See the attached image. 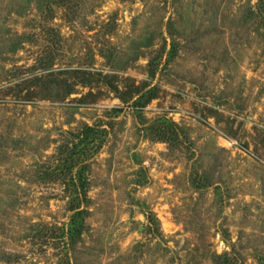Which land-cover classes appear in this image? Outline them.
Wrapping results in <instances>:
<instances>
[{"label": "rangeland", "instance_id": "obj_1", "mask_svg": "<svg viewBox=\"0 0 264 264\" xmlns=\"http://www.w3.org/2000/svg\"><path fill=\"white\" fill-rule=\"evenodd\" d=\"M0 264H264V0H0Z\"/></svg>", "mask_w": 264, "mask_h": 264}, {"label": "trees", "instance_id": "obj_2", "mask_svg": "<svg viewBox=\"0 0 264 264\" xmlns=\"http://www.w3.org/2000/svg\"><path fill=\"white\" fill-rule=\"evenodd\" d=\"M146 94L147 96L143 104H145L154 97V94L152 93L151 90L147 91ZM99 132H100L99 128L85 125L81 130V135H80L82 148L84 149L85 146H87L93 140H95ZM164 135L165 132L163 135H161L160 138H163ZM72 153L75 154L76 151H72ZM69 167L71 168V165ZM71 184L74 192L76 193L75 195L76 204H73L70 207L73 212L71 213L69 218L67 234L69 238L74 239L76 236H79L84 229V210L79 209V206L80 203L85 199L87 179L84 177L81 167L78 168L76 172L71 175Z\"/></svg>", "mask_w": 264, "mask_h": 264}]
</instances>
